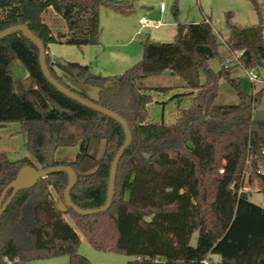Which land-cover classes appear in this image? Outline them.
Masks as SVG:
<instances>
[{"label":"trees","instance_id":"trees-1","mask_svg":"<svg viewBox=\"0 0 264 264\" xmlns=\"http://www.w3.org/2000/svg\"><path fill=\"white\" fill-rule=\"evenodd\" d=\"M251 1L258 24L245 28L230 23L225 45L230 54L242 52L239 66L264 76V8L259 0ZM103 5L122 14L134 9L130 2L108 0H0V31L27 24L48 50L61 41L44 20L52 9L66 23L67 32L60 35L64 42L98 44ZM220 44L211 22L203 19L179 24L171 42L148 39L142 58L119 76H91L86 67H78L79 79L98 90L97 98L70 88L122 115L132 133L118 166L113 202L105 212L80 215L64 204L68 174H49L19 191L2 214L0 264H7L5 258L24 264L62 255L69 264H95L79 252L78 231L98 251L136 256L127 264H264V207L240 191L246 179L264 193V120H254L255 110L264 108V86L247 93L232 77L234 67L225 66ZM215 57L222 64L217 71L209 64ZM14 59L25 65L33 83L27 91L15 86ZM46 59L63 83L50 54ZM167 70L196 98L179 110L175 122L154 123L149 121L148 105L154 99L148 91L168 93L173 87H144L138 81ZM221 80L236 92L238 103L216 101ZM9 122L21 124L32 158L11 160L0 151V196L24 166L70 165L78 176L73 202L83 209L106 203L110 168L124 144V129L55 88L42 72L37 45L20 31L0 40V123ZM93 140L105 141L101 161L93 172L81 174ZM65 146H79L75 160L57 159V150Z\"/></svg>","mask_w":264,"mask_h":264},{"label":"rangeland","instance_id":"rangeland-1","mask_svg":"<svg viewBox=\"0 0 264 264\" xmlns=\"http://www.w3.org/2000/svg\"><path fill=\"white\" fill-rule=\"evenodd\" d=\"M259 1L264 8V0ZM121 2L134 3V9L128 14H122L118 11L116 12L113 8H100L98 44L76 46L64 41L49 44L50 57L55 62L57 74L64 84L79 92H84L92 99H96V88L88 85L83 88L82 84L79 83V77L77 78L78 67H87V73L91 76H119L138 62L143 55L138 59L135 57L131 63L123 64L118 58L130 53L138 55L143 52V40L148 34L151 36V40L164 39L162 42H171L174 37H171L170 34L176 29V26L173 25L174 22H176V25H185L191 22H199L205 17H209L214 31L218 34L222 43L218 47L219 55L226 60V65H228L226 67H234L232 77L239 79L242 88L249 94L255 93L264 86L263 72L259 74L260 80L250 81L247 77V70L238 65L237 60L229 53L225 45V41L231 35L230 23L245 28L258 24L257 11L251 0H122ZM161 3L166 6V11L163 14L159 12ZM175 8H177V15L175 14ZM141 15H147L149 18H155V20L159 18V20H163L167 24L157 29L146 28L143 31V35L136 36V31L140 27L138 20ZM44 20L52 28L53 34L62 40L61 33L67 32L65 21L51 10H48L44 15ZM227 59H230V62H227ZM209 64L216 71L222 65L218 57L210 59ZM12 71L15 86L20 91H27L29 86L33 85L31 81L27 80L28 71L19 59H14ZM202 80H204L203 75ZM175 81L176 79L167 72L138 81V85L144 87H173L168 93L158 92L154 89L148 91L156 99L148 105L149 121L154 123H173L179 116V110L190 107L195 101V92L193 94L188 93V90L177 85L180 82L183 83L179 76L177 77L178 83ZM184 92L187 94L177 95ZM216 101L219 104H236L239 99L229 84L225 80H221ZM104 147V140H93L90 142L88 151L90 156L79 167L81 174H88L96 170L101 161ZM0 151L6 152L11 160H18L24 157L32 158L25 147V139L21 133V124L19 122L0 123ZM79 152V146L60 147L56 152V157L60 161L70 162L75 160ZM37 166H39L38 168H43L38 164ZM244 180L245 183L240 191L249 192V199L264 207V193L257 188H252L246 182V179ZM66 218L70 219L69 215H66ZM69 222L76 228L73 220ZM78 233L81 238L79 252L95 264H127L128 261L136 259V256L133 255L98 251L91 246L88 239L81 232L78 231ZM196 236L197 232L194 234L193 242ZM58 257H65L69 264L67 255ZM213 257L215 259L220 258L219 255H214Z\"/></svg>","mask_w":264,"mask_h":264},{"label":"water","instance_id":"water-1","mask_svg":"<svg viewBox=\"0 0 264 264\" xmlns=\"http://www.w3.org/2000/svg\"><path fill=\"white\" fill-rule=\"evenodd\" d=\"M22 32L25 37H27L30 41L37 45L39 49V62L42 69L43 74L47 78V80L57 88L61 93L70 97L71 99L85 105L91 109L99 111L109 117H112L117 122H119L125 132V141L124 144L117 151L116 155L111 164L110 175H109V185H108V193L106 203L99 207L93 209H83L75 204L71 198V190L76 185L78 181V176L76 170L70 165H56L48 168H36L34 166H24L22 167L16 177L5 187L1 196H0V223L1 217L6 208L12 202L17 193L21 190L30 189L35 186L38 181L42 178H46L49 174L54 172H66L68 174V185L64 190V204L65 206L71 207L76 213L80 215H92L99 212H105L111 206L114 196H115V183L116 176L118 171V166L120 163V159L125 151V149L131 144L132 141V133L129 127L127 120L117 113L116 111L109 109L91 99L85 98L76 91L72 90L70 87L64 85L60 81H58L51 73L46 59V48L42 40L28 28L27 24L19 23L15 25H11L0 31V40L4 37L15 33ZM149 39V36H146L143 40V43H146ZM254 120L263 121L264 120V108H258L254 112ZM10 194L7 196V194ZM59 207V206H58ZM60 208V207H59ZM63 208V207H61Z\"/></svg>","mask_w":264,"mask_h":264},{"label":"crops","instance_id":"crops-1","mask_svg":"<svg viewBox=\"0 0 264 264\" xmlns=\"http://www.w3.org/2000/svg\"><path fill=\"white\" fill-rule=\"evenodd\" d=\"M108 1H110V2H121L122 0H108ZM134 4V3H133ZM102 7H108V8H112V6H110V5H103ZM51 11H53L52 9H50ZM116 11V10H115ZM165 11H166V9H165ZM165 11H162V10H160L159 9V12L160 13H165ZM54 12V11H53ZM117 12V11H116ZM54 14H56L55 12H54ZM57 15V14H56ZM141 16H143V15H141ZM140 16V17H141ZM147 16V15H146ZM209 19V21L211 22V24H212V21H211V19L209 18V17H205L204 19ZM151 19H155V18H151ZM156 20H159V18L158 19H156ZM138 23H139V20H138ZM167 23L165 22V24L164 25H166ZM163 25V26H164ZM173 25L174 26H176V29H174V31H172L171 32V34H170V36L171 37H175V35H176V33H177V27H178V25L179 24H177L176 25V22H174L173 23ZM143 35V34H142ZM137 36V35H136ZM139 36H141V35H139ZM147 36H149V39H151V36L148 34ZM61 41H64V38H62V40ZM152 41H160V42H162V41H164V39H161V40H152ZM127 43H129V42H127ZM101 44V43H100ZM144 44V43H143ZM143 52H140L138 55L137 54H132V53H130V54H126V55H123L122 57H119L118 59H119V61L123 64V63H131L132 61H134L133 59H135V57H136V59H138V58H141V55H143L142 54ZM51 61H52V66H53V68H54V70H55V72L57 73V69H56V66H55V62L51 59ZM78 67V66H77ZM83 67H85V66H83ZM87 68V67H86ZM165 72H167V73H169L174 79H176V83H178V81H177V77L178 76H176V75H173V74H171V72L169 71V70H167V71H165ZM58 75V74H57ZM77 78H78V76H77ZM78 81H79V83L80 84H82V86H83V88H85L86 86H87V84H85L84 83V80H81V79H79L78 78ZM175 83V84H176ZM177 85H179V86H181V87H183V83L182 82H180V83H178ZM85 86V87H84ZM97 92H98V90H97ZM185 93V92H184ZM189 93V92H188ZM193 94V93H192ZM153 98H154V100H156L155 99V97L153 96ZM53 193H55V192H53ZM55 195V194H54ZM66 215H68V214H65L64 215V217L66 218ZM70 217V216H69ZM66 220L67 221H70L71 220V218L70 219H68V218H66ZM25 264H68V260L65 258V257H62V258H60V257H54V258H49V259H43V260H35V261H31V262H26Z\"/></svg>","mask_w":264,"mask_h":264},{"label":"built area","instance_id":"built-area-1","mask_svg":"<svg viewBox=\"0 0 264 264\" xmlns=\"http://www.w3.org/2000/svg\"><path fill=\"white\" fill-rule=\"evenodd\" d=\"M165 9H166L165 4L161 3L160 4V10L165 11ZM205 21L209 22V19L206 18ZM139 24H140V27L136 31L137 36L142 35L144 29H146V28L157 29V28L163 26L165 24V22L163 20L151 19L148 16L143 15L139 18ZM46 54H49L48 50H46ZM232 55L235 57V60H237V63H240V56L242 55V52L238 51L237 53H234ZM227 62H230V59H227ZM224 63H225V66H228V65H226V60ZM247 77L250 81H253V82L260 80L259 73L255 69H247ZM263 152H264V147H263ZM223 172H224V169L221 168L220 173H223ZM258 172L263 173V171H261V170H258ZM4 260L7 262V264H13L15 261V260L8 259V258H5Z\"/></svg>","mask_w":264,"mask_h":264}]
</instances>
